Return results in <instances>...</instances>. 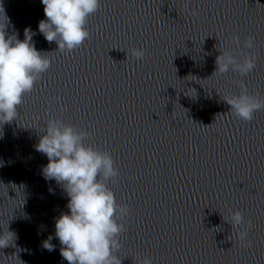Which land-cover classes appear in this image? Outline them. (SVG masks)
<instances>
[{
	"label": "water",
	"instance_id": "obj_1",
	"mask_svg": "<svg viewBox=\"0 0 264 264\" xmlns=\"http://www.w3.org/2000/svg\"><path fill=\"white\" fill-rule=\"evenodd\" d=\"M2 8L7 34L24 40L31 29L51 66L16 120L0 124V234L16 237L0 264H68L55 237L68 197L44 178L48 158L36 150L52 118L87 131L85 143L119 169L109 187L129 208L121 264H264V110L246 122L224 100L241 82L264 99V0H101L90 38L63 53L39 32L41 0H0ZM248 36L252 49L243 48ZM220 51L253 53L254 70L215 72ZM230 210L251 221L243 242L247 224L233 228ZM50 235L52 251L43 247Z\"/></svg>",
	"mask_w": 264,
	"mask_h": 264
},
{
	"label": "clouds",
	"instance_id": "obj_2",
	"mask_svg": "<svg viewBox=\"0 0 264 264\" xmlns=\"http://www.w3.org/2000/svg\"><path fill=\"white\" fill-rule=\"evenodd\" d=\"M46 19L39 22V32L48 42L55 41L59 52H71L79 48L90 38L86 25L88 17L97 12L101 0H41ZM0 21V124L16 120L18 106L25 94L32 92L34 84L51 66V59L46 53L37 51L32 41L34 32L25 29V38L20 40L17 34L8 35L9 19L4 15ZM232 41L240 47L239 36ZM254 37L248 36L243 48L254 47ZM221 52V51H220ZM132 57L143 60L145 50L133 48ZM256 57L253 53L237 59L228 51H223L216 58L217 70L221 74L228 72L246 76L255 68ZM241 92L230 94L224 100L230 105L233 114L246 122L252 121L254 113L264 110V99L247 92L241 82ZM43 135L39 138L36 150L48 158L43 167L46 180H55L66 192L68 212L61 213L55 220V237L61 248L60 255L68 264H121L119 235L127 229L119 221L128 214L127 205L117 203L109 182L116 183L119 169L111 154L85 140L89 133L75 125L66 124L61 119H48ZM233 228L242 224L247 227L237 233V238L244 241L251 227V221L245 222L241 211L230 210L228 220ZM15 233L4 231L0 234V248L13 243ZM50 235L43 242L48 251L54 250ZM246 246H251V241ZM139 264H152L149 257Z\"/></svg>",
	"mask_w": 264,
	"mask_h": 264
}]
</instances>
